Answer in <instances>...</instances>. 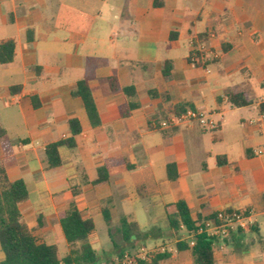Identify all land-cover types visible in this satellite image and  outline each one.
I'll use <instances>...</instances> for the list:
<instances>
[{
    "label": "crops",
    "instance_id": "obj_1",
    "mask_svg": "<svg viewBox=\"0 0 264 264\" xmlns=\"http://www.w3.org/2000/svg\"><path fill=\"white\" fill-rule=\"evenodd\" d=\"M7 40L14 42V58L0 65V125L15 146L4 171L9 182L26 184L28 198L18 206L23 222L38 242L62 244L60 258L68 245L58 215L72 201L93 221L109 200V214L116 204L121 217L150 233L144 239L132 231V246L121 235L117 250L103 246L93 231L88 240L97 263L107 264L119 251L135 254L140 247L168 249L159 264H192L190 249L175 247H191V236L167 226L179 200L200 219L264 210V115L258 111L264 102V0H0V42ZM199 46L200 61L205 55L215 62L190 63ZM165 61L171 68L163 78ZM83 78L99 118L95 127L81 100L70 95ZM127 87L134 98L123 93ZM229 90L243 92L251 104L232 108L224 98ZM130 104L137 107L120 115V107ZM179 105L216 127L191 122L161 128ZM73 118L80 126L75 148H59L61 165L46 168L44 147L68 138ZM119 158L132 169L111 167L108 182L92 186L96 169ZM168 164L174 180L167 179ZM260 222L215 241L214 264H264Z\"/></svg>",
    "mask_w": 264,
    "mask_h": 264
},
{
    "label": "trees",
    "instance_id": "obj_2",
    "mask_svg": "<svg viewBox=\"0 0 264 264\" xmlns=\"http://www.w3.org/2000/svg\"><path fill=\"white\" fill-rule=\"evenodd\" d=\"M226 49L222 47V53ZM195 54L202 59L200 53L195 51ZM203 61H198L193 65L199 66L206 63L215 62V58H205ZM14 58V42L12 40L0 42V65L10 63ZM171 68L170 61H165L162 66V77L165 78L169 74ZM110 88L112 91L118 90V86L114 77L109 79ZM123 93L134 98L135 92L132 87L122 89ZM71 97L81 100L84 111L86 113L90 126L99 125L98 114L92 99L91 91L88 86V79L83 78L78 80L75 87L70 92ZM226 102L232 108L244 107L251 104L243 92L229 90L224 94ZM33 107L37 108V103L33 99ZM136 104L120 107V115L125 116L127 111L136 108ZM187 109H192L188 105H179L173 108L172 113L177 115ZM258 111L264 115V102L259 104ZM70 136L65 139H60L56 142L47 144L44 147V163L46 168H56L61 165L59 156V148L64 147L69 150L75 148L74 137L80 133V126L76 119L68 120ZM216 130L212 131L215 132ZM15 142L7 138L5 130L0 125V147L2 150V159H0V250L3 254V259L0 264H98L95 251L92 249L88 237L94 231V223L91 219L83 218L75 203L72 201L67 208L58 215L59 226L63 238L68 245L67 254L60 258L56 246L38 242L26 224L23 222L18 206L27 200L28 192L26 184L23 180L9 182L6 178L4 165L12 160V149ZM221 157H216L217 162H220ZM224 160V159H223ZM124 165L127 170H131L132 166L126 159H108L102 166L95 171L94 179L90 182L96 187L108 182V171L111 167ZM174 165L166 166L167 179L174 180L176 178L173 172ZM172 171V172H171ZM83 176V171H80V177ZM86 182L82 179V183ZM109 200L102 201L101 215L107 226L110 223V208ZM173 206V213L166 216L167 226L174 232L183 230L191 236L192 246L189 247L187 242H177L175 247L177 250L190 249L192 264H214L213 260V241L203 234H197V226L203 220L199 217L193 218L184 201L179 200ZM120 226L122 227V241L127 242L131 246L130 236L132 231L138 232V237L148 238L149 232H140L137 225L133 222H128L126 218L121 217ZM40 224L39 218L37 226ZM182 227V228H181ZM110 235V232L108 233ZM111 239V236H110ZM111 243L115 249H119V245L112 239ZM128 254L132 255V252ZM123 255L118 252V258ZM168 254L155 252L150 254L147 259H135L134 264H159L166 259Z\"/></svg>",
    "mask_w": 264,
    "mask_h": 264
},
{
    "label": "built area",
    "instance_id": "obj_3",
    "mask_svg": "<svg viewBox=\"0 0 264 264\" xmlns=\"http://www.w3.org/2000/svg\"><path fill=\"white\" fill-rule=\"evenodd\" d=\"M195 51L201 53L204 51L202 46H199L197 49L192 52L190 55L189 61L194 64L201 60L196 54ZM214 57V56H213ZM195 122L202 128L214 129L216 123L212 120H209L206 116L201 113H198L194 110L188 109L184 112L173 115L166 120L160 122L161 128H170L182 123H191ZM249 125H253L255 122L250 120ZM259 221H264V210L259 214H255L252 211L248 210H230V211H219L208 219L203 220L198 224L197 234H203L207 238L211 239L213 242L219 240L223 241L232 233L239 231H249L257 225ZM182 228V227H181ZM168 249L160 247L157 252L165 253ZM154 253V252H153ZM152 254L149 253L144 247H140L135 254L123 253V255L118 258L116 257L112 263L113 264H134L135 259H147V257ZM98 264H107L104 261L99 262Z\"/></svg>",
    "mask_w": 264,
    "mask_h": 264
},
{
    "label": "rangeland",
    "instance_id": "obj_4",
    "mask_svg": "<svg viewBox=\"0 0 264 264\" xmlns=\"http://www.w3.org/2000/svg\"><path fill=\"white\" fill-rule=\"evenodd\" d=\"M218 131L215 132H207V134H217ZM120 207L117 206L115 204L114 209L110 212V223L109 226H107L105 224V222L103 221V219L101 218V216H94L93 217V223H94V232L98 235V237L100 238L102 245L108 248H111V239L119 245L120 242V237L122 235V227L120 226V218L122 216V211L119 209ZM137 207H135V209H131V210H136ZM133 212V211H131ZM263 223L264 222H260ZM110 232V235L108 234ZM111 236V239H110ZM141 244H143V246L145 245L144 240L141 241ZM58 248V252L60 256H63L65 254V251L63 249L62 244H58L56 245ZM98 255L101 254L100 249L97 250Z\"/></svg>",
    "mask_w": 264,
    "mask_h": 264
}]
</instances>
